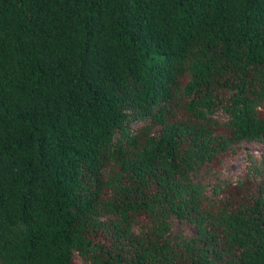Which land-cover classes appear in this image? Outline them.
Here are the masks:
<instances>
[{"label":"trees","instance_id":"trees-1","mask_svg":"<svg viewBox=\"0 0 264 264\" xmlns=\"http://www.w3.org/2000/svg\"><path fill=\"white\" fill-rule=\"evenodd\" d=\"M262 103L264 0H0V264H264V153L239 203L193 177L264 144Z\"/></svg>","mask_w":264,"mask_h":264},{"label":"rangeland","instance_id":"rangeland-1","mask_svg":"<svg viewBox=\"0 0 264 264\" xmlns=\"http://www.w3.org/2000/svg\"><path fill=\"white\" fill-rule=\"evenodd\" d=\"M188 80V75L181 77V88L184 87ZM169 109H171L170 119L173 121H182L189 118V114L183 109V101L178 100V98L172 101ZM259 111L261 115H264V103L259 105ZM212 118L215 123L213 128L216 134H230V129L227 126L228 117L222 111L213 114ZM143 125L144 123L142 122H136L132 125V129L135 133H138L144 128ZM148 127L152 133H158L160 130L159 125L150 124ZM263 153L264 144L262 142L241 140L219 154L213 162L207 163L201 169L195 171L193 174L194 179L206 188L209 207L218 209L226 203H239L247 192L246 188L242 189L240 184L243 186L242 182L248 180L247 166L249 157L251 155L260 157ZM116 169L117 163L113 159H109L106 166L102 169L103 182H106ZM215 187H218L219 190L215 191ZM110 192L111 189L109 187L104 188V200L111 196ZM150 226L151 223L148 217L144 215L138 217L136 231L151 232ZM171 229L170 235L172 238L177 236L191 237L196 233L192 224L177 219L173 220ZM72 264H86V262L80 254L75 253Z\"/></svg>","mask_w":264,"mask_h":264}]
</instances>
